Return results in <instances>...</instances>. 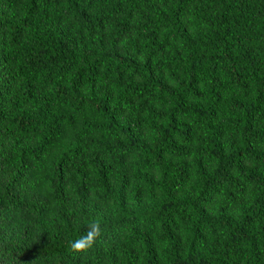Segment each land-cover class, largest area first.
<instances>
[{"label": "trees", "instance_id": "trees-1", "mask_svg": "<svg viewBox=\"0 0 264 264\" xmlns=\"http://www.w3.org/2000/svg\"><path fill=\"white\" fill-rule=\"evenodd\" d=\"M0 264H264V0H0Z\"/></svg>", "mask_w": 264, "mask_h": 264}, {"label": "clouds", "instance_id": "clouds-1", "mask_svg": "<svg viewBox=\"0 0 264 264\" xmlns=\"http://www.w3.org/2000/svg\"><path fill=\"white\" fill-rule=\"evenodd\" d=\"M102 235V229L98 221H91L85 234L71 242L70 248L74 253L87 254L97 243Z\"/></svg>", "mask_w": 264, "mask_h": 264}]
</instances>
